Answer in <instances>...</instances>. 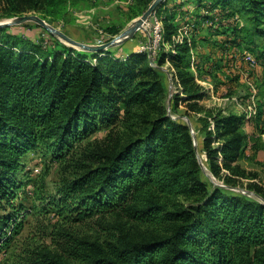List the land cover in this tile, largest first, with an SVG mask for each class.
<instances>
[{"label": "trees", "instance_id": "16d2710c", "mask_svg": "<svg viewBox=\"0 0 264 264\" xmlns=\"http://www.w3.org/2000/svg\"><path fill=\"white\" fill-rule=\"evenodd\" d=\"M68 1L0 0V12L8 18L35 12L58 21ZM154 1L134 0L130 20ZM167 1L155 12L169 46H162L156 66L137 49L122 56L85 52L51 34L50 46L14 27L0 28V206L9 207L0 216V235L20 232L12 223L23 205L14 204L30 153L65 158L84 140L119 124L126 141L95 157L94 168L66 184L59 207L78 222L116 215L127 217V225L157 229L137 240L122 232L107 248L78 241L72 250L76 261L49 254L33 264H264V202L227 188L247 176L239 162L253 120L243 111L210 112L201 104L210 90L199 82H215L229 56L232 65L250 54L257 67L264 66V0H194L198 12L194 21L186 19L190 35L181 43L176 19L185 0L175 6ZM200 26L209 29V37L200 35ZM210 37L221 38L212 46L219 62L202 53ZM168 62L178 87L170 108L163 70ZM180 106L187 117L199 115V148L188 123L173 118ZM253 118L264 121V102ZM198 149L226 187L206 183ZM255 192L264 199L257 185Z\"/></svg>", "mask_w": 264, "mask_h": 264}, {"label": "rangeland", "instance_id": "374dc122", "mask_svg": "<svg viewBox=\"0 0 264 264\" xmlns=\"http://www.w3.org/2000/svg\"><path fill=\"white\" fill-rule=\"evenodd\" d=\"M114 1L69 0L64 18L58 21L47 18L45 21L51 27L80 43L95 46L99 39H103L106 44L118 37L138 18L130 20V9L133 7L134 0H117V3H114ZM175 1L178 0H168L166 3H168V6H175L178 4ZM178 6L181 9H179L180 13L176 21L182 28L186 26V19L195 20L198 11L194 0H185L179 3ZM1 11L3 12H0V23L18 18L5 17L4 9L2 8ZM25 15L41 17L40 14L35 12ZM37 25L35 22H27L12 27L16 28L17 33L19 32L34 41L47 42V45L51 46L49 36L51 33ZM200 28L202 29L200 30L202 37L210 36L209 29L203 26H200ZM151 34V25L146 24L136 34L138 41H135L132 37L126 42L129 43L127 46L124 43L121 46L110 48L106 52L118 56L125 55L130 52L127 47L136 50L140 41H149L148 36ZM217 39L221 38L210 37L208 39L209 44L202 48V53L203 55H209L213 59L212 61L219 62L221 58L217 51L212 48L216 43L215 41H218ZM62 43L72 47L64 40H62ZM74 49L80 50L78 48ZM230 57L223 58L222 64L225 68L215 76V82L210 78L199 81L205 88L210 90L209 95L201 104L214 113L220 109L226 113L236 114L243 111L248 119L253 120L254 127L250 130L247 153L239 162L240 166L247 171V176L237 178L235 184L227 188L235 193L247 195L264 202L263 197L255 192V185L264 191V121L253 118L258 106L264 102V97H262L264 95V66H252L247 56L236 58L235 63L232 65L233 62H231L230 65L228 62ZM165 68L166 66L163 67V69ZM168 79V106L170 108V100L177 92L178 87L174 84L173 78L168 77ZM216 85L221 86L217 91H215ZM225 89L227 90L225 91ZM185 112V107L180 106L178 115L173 118L182 117L185 123H190L199 148L195 129L199 115L190 114L187 117ZM257 122L259 123L257 124ZM110 132L111 128L92 135L77 145L65 158H55L54 155L45 151L30 153L25 158L24 168L20 173L19 198L15 200L14 204L18 207L23 205V208H21L22 210L16 221L12 223L15 228L19 225L20 232L14 235L10 230L9 235L5 237L0 235V264H33L44 255L49 254L72 262L76 261L72 250L74 246L78 245V241L97 243V245L107 248V245L115 243L122 232L128 233L136 240L155 233L157 229L152 225L137 223L127 225L126 222L129 221L127 217L116 215L96 216L78 222L73 214L67 211L62 212L59 207V193L66 184L80 176L87 167L94 168L97 165L94 163L95 157L100 156L116 144H122L126 141L125 128L122 124H119ZM198 158L202 163L203 177L206 183L226 187L223 178L217 179L211 174L205 152H200L198 149ZM5 208L8 210L9 207H5L3 203L0 206V216Z\"/></svg>", "mask_w": 264, "mask_h": 264}, {"label": "water", "instance_id": "95a60500", "mask_svg": "<svg viewBox=\"0 0 264 264\" xmlns=\"http://www.w3.org/2000/svg\"><path fill=\"white\" fill-rule=\"evenodd\" d=\"M165 0H155L151 6L137 19H135L128 28H126L118 37L111 40L110 42L102 45V46H94V45H87L75 41L65 35L63 32L51 27L44 19L36 15H24L18 18H14L4 23H0V28L5 27H12L23 25L27 22H35L47 31H49L52 35L57 37L61 42L64 40L66 43L70 44L73 48H78L81 51L85 52H95V53H103L108 51L110 48L118 47L126 43L132 37H134L139 31L144 28V25L149 21V19L155 14L157 8L164 3ZM164 70V69H163ZM171 103V100H170ZM190 126V123L188 122ZM191 127V126H190ZM192 134L194 135V131L191 127ZM195 146H197V140L194 138ZM200 161V159H199ZM200 164L202 165L201 161Z\"/></svg>", "mask_w": 264, "mask_h": 264}, {"label": "built area", "instance_id": "2783aa9c", "mask_svg": "<svg viewBox=\"0 0 264 264\" xmlns=\"http://www.w3.org/2000/svg\"><path fill=\"white\" fill-rule=\"evenodd\" d=\"M149 22V21H148ZM146 23L147 25H151V35L148 36V42H143L140 41L139 46L137 47V52L139 53H147L149 56V59L151 61V64L153 66H156L155 61L157 60L158 53L161 50L162 46H165L166 49H169V46L164 42V25L162 21H160L157 17L156 14H154L150 18V22ZM145 24V25H146ZM190 27L184 26L180 30V34L176 38V41L181 43L185 37H189L190 35ZM105 42L103 39H99L96 42L95 46H102L104 45ZM247 59L250 61L252 66H256L254 58L250 55L247 54ZM166 68L164 69L170 79L173 78L174 75V70L172 69L171 65L169 62L165 65Z\"/></svg>", "mask_w": 264, "mask_h": 264}, {"label": "crops", "instance_id": "0c3cea01", "mask_svg": "<svg viewBox=\"0 0 264 264\" xmlns=\"http://www.w3.org/2000/svg\"><path fill=\"white\" fill-rule=\"evenodd\" d=\"M103 1H106V0H103ZM110 1H113V0H110ZM116 1H117V0H115L114 3H117ZM132 1H133V0H132ZM127 2H128V1H127ZM130 2H131V1H130ZM130 2H129V3H130ZM127 4H128V3H127ZM128 44H129V43H126V46H127ZM127 48H129V51H134V50H132L130 47H127Z\"/></svg>", "mask_w": 264, "mask_h": 264}]
</instances>
